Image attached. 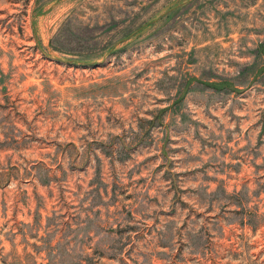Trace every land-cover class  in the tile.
Here are the masks:
<instances>
[{
    "label": "rangeland",
    "instance_id": "374dc122",
    "mask_svg": "<svg viewBox=\"0 0 264 264\" xmlns=\"http://www.w3.org/2000/svg\"><path fill=\"white\" fill-rule=\"evenodd\" d=\"M0 264H264V0H0Z\"/></svg>",
    "mask_w": 264,
    "mask_h": 264
}]
</instances>
